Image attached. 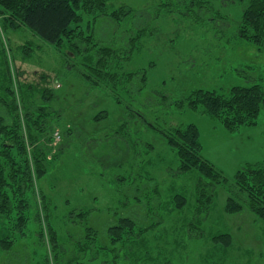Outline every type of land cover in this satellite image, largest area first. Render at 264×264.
<instances>
[{
	"label": "rangeland",
	"instance_id": "obj_1",
	"mask_svg": "<svg viewBox=\"0 0 264 264\" xmlns=\"http://www.w3.org/2000/svg\"><path fill=\"white\" fill-rule=\"evenodd\" d=\"M176 1L180 3L175 5L172 13L163 9L153 13L169 0H108L110 11L126 7L133 10V14L120 25L108 20L100 21L96 26L98 41L118 50L128 43L126 39L136 41L130 62L124 65L125 71H144L148 81L139 96L133 99V95L122 92V100L133 110L145 111L148 121L155 123L161 131L167 130L174 122L197 125L204 157L223 173L229 183L217 185L213 203L199 197L200 173L178 174L179 158L168 147L164 135L151 127H140L142 121L136 122L134 118L129 121L132 129L138 131H132L130 140L137 144L136 149L143 162L141 168L138 167L143 180L141 185L135 179L125 184L119 181L120 177H126V173L134 177L129 169H125V162L131 158L128 141L126 144L122 139L112 138L109 133L125 108L107 92L91 90L90 84L79 78L76 72L68 74L65 58L32 32L21 29L2 33L0 30V39L3 37L0 49L3 48L12 61L16 76L25 84L39 86L43 80L51 78V87L57 96L54 107L63 116L54 122L60 140L53 135L56 148H60L63 155L61 163L48 176L49 181H43V190L54 206H50L49 213L44 212L36 200L37 206L32 207L36 210L30 211L31 223L26 237L16 236L11 250L3 248L6 236L0 235V264H45L47 255L52 254L46 229L49 215L51 225L64 239L68 236V229L63 223L67 219L72 220L70 213L79 207L87 209L88 213L91 209L89 226L100 231L102 236L125 216L149 227L155 212L151 207L155 206L160 215L163 212L168 214L164 208L168 207L171 199L176 205L174 197L177 195L187 197L192 203L190 211L184 210L188 216L200 212L204 217L209 210L201 230L192 234L197 240L189 242L188 229L182 227L176 236L177 242H173L176 246L163 244L157 255L153 251V235H148L145 238L149 245L148 254L144 256L141 252L138 264H264V224L247 209L235 214L225 213L227 200H238L235 181L238 173L249 165L264 162V110L257 126L243 127L236 133H230L208 117L176 107L178 101L186 100L198 89L226 90L249 84L237 75L236 69L240 72L247 69L252 78L264 87V55L251 44L239 43L231 33L239 28L237 25L244 13L242 5L235 0L229 5L226 1L227 8H223L222 0H210L217 11L229 18L230 32L221 36L219 31L211 28L212 24L201 22L196 15L189 14L185 0ZM189 15L196 21L192 23ZM143 30L146 33H140ZM28 43L33 47L30 56L20 50ZM129 53V50L120 51V62L125 61ZM117 67L120 68V64ZM138 83L137 80L135 89ZM163 95L168 101L162 98ZM126 117H129L128 113ZM71 127L77 134L69 140L64 134ZM83 138L87 142L91 139L84 149L80 142ZM153 146V151H147ZM118 163H122L121 166ZM153 180L159 181L157 185L160 187L155 196L157 187ZM39 189L40 184H36L37 199ZM125 196L131 199L128 209L123 208ZM70 224L73 231L78 229L76 221L72 220ZM40 233L45 235L43 240L38 237ZM222 233L233 236L232 245L226 251L220 244H215V238ZM102 238L99 243H104Z\"/></svg>",
	"mask_w": 264,
	"mask_h": 264
},
{
	"label": "trees",
	"instance_id": "obj_2",
	"mask_svg": "<svg viewBox=\"0 0 264 264\" xmlns=\"http://www.w3.org/2000/svg\"><path fill=\"white\" fill-rule=\"evenodd\" d=\"M222 1L223 8L234 2ZM235 2L242 5L244 13L241 22L237 25L239 28L231 33L239 43L251 44L264 55V0H235ZM179 3L180 1L169 0L167 3H162L158 11L153 10V13L162 9L172 13L175 5ZM185 3L189 14L196 15L197 20L201 22L212 24L211 28L219 31V35L230 32L229 18L217 11L215 4L210 0H185ZM132 14L133 10L126 7L110 11L108 0H0V30L2 33L21 29L32 32L36 38L53 47L62 58H65V69L68 74L70 71L76 72L79 78L90 84L91 90L107 92L125 108L117 125L109 133L112 134V138L122 139L121 141L125 143L128 141L131 158L125 162V169H129L134 177L131 178L126 173V177H120L119 181L125 184L135 179V182L139 180L141 185L143 180V175L138 173V167L141 168L143 162L136 149L137 144L130 140L132 131H138L132 129L129 121L134 118L136 122L142 121L140 127L148 126L164 135L168 147L179 158L178 174L200 173H198L201 176L198 178L197 194L213 203L217 185L229 183V180L204 157L201 132L197 125L174 122L167 130L161 131L157 129L155 123L151 124L148 121L145 111L133 110L122 100L120 95L122 92L133 95V99L139 96L148 81L147 73L144 71L134 73L125 71V66L130 62V54L135 50L136 41L126 39L125 42L128 43L121 46L120 50L101 44L98 41L96 26L102 20L120 25L121 22L130 19ZM192 15H189L188 19L193 23L196 19ZM140 33L144 34L146 30ZM31 47L32 43H28L21 46L20 50L24 55L30 56L33 52ZM123 50H129L130 53L125 61L120 62L118 53ZM117 64H120V68ZM235 71L249 84L226 90L198 89L186 100L178 101L177 105L173 103L177 108L192 110L212 119L215 124H220L230 133H236L243 127L257 126L259 116L264 110V87L257 83L254 77L252 78V74L247 69L242 72L237 69ZM16 75L12 61L1 48L0 235L6 236V241L3 242L6 251L12 249L16 236L26 237L31 223L30 211L36 210L32 207L37 206V201L40 203L38 207L41 206L44 212L49 213L50 206H54L52 200L48 199L47 192L43 190V181H49L48 176L55 172L63 156L60 148H56L57 145L53 141V135L54 138L57 137L56 134L60 136L56 133L54 122L63 117L54 107L57 96L51 87L53 80L51 78L47 81L43 80L41 86L28 85L20 81V77ZM137 80L139 83L135 89ZM162 98L166 100L167 97L163 95ZM127 113L129 117L124 118ZM75 134L77 132L71 127L64 135L71 140ZM84 140L80 141L83 149L91 139L89 138L88 142ZM152 149L154 150V146L147 151ZM118 164L121 166L122 163ZM235 181L239 192L238 200L229 198L225 205V213L235 214L247 209L264 224V162L242 169ZM153 182L157 187L153 195L155 196L157 192L159 193L160 187L157 185L159 181L153 180ZM36 184H40L38 199ZM124 200L126 203L123 208L128 209L131 199L125 196ZM174 202L176 205L172 204L171 199L168 207L164 208L168 214L163 212L160 215L155 206L151 207L152 212H156L153 213L151 227L140 224L131 216H125L114 226L109 227L102 236L100 231L89 226L88 214L91 209L88 213L87 209L79 207L70 213L69 218L76 221L78 229L73 231L70 227L72 220L67 219L63 224L67 226L68 236L64 239L51 225L49 218L51 215H49L46 220L48 231L46 235L49 236L52 254L47 255L45 264H95L96 262L138 264L141 261L139 257L141 252H144L141 254L144 256L148 254L149 245L145 240L148 235H153V251L158 255L159 248L163 244L176 246L173 242H177L176 236L182 227L188 229L189 242L191 239L197 240L193 233L201 230L209 210L204 217L200 216V212L194 216L192 214V217L184 212L191 210L192 203L188 202L187 197L177 195L174 197ZM100 236L103 237L104 243H99L102 242ZM38 237L43 240L45 235L40 233ZM232 241L233 236L229 233H222L215 238V244H220L225 251L230 248Z\"/></svg>",
	"mask_w": 264,
	"mask_h": 264
},
{
	"label": "built area",
	"instance_id": "obj_3",
	"mask_svg": "<svg viewBox=\"0 0 264 264\" xmlns=\"http://www.w3.org/2000/svg\"><path fill=\"white\" fill-rule=\"evenodd\" d=\"M56 136H57V139H60V136L58 134H56Z\"/></svg>",
	"mask_w": 264,
	"mask_h": 264
}]
</instances>
